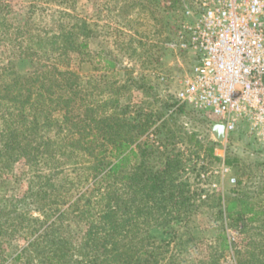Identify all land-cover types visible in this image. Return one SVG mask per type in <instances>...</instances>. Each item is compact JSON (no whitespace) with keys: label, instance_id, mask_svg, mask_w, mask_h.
<instances>
[{"label":"trees","instance_id":"1","mask_svg":"<svg viewBox=\"0 0 264 264\" xmlns=\"http://www.w3.org/2000/svg\"><path fill=\"white\" fill-rule=\"evenodd\" d=\"M49 1L28 0L18 12L0 0V37H12L18 52L0 67V264L6 262L1 247L6 235V243L17 236L30 239L16 251L15 264H157L150 261L153 252L168 244L167 251L169 243L155 245L150 232H168L176 221L190 228L200 205L209 200H215V220L221 221L214 237L218 250L209 264H218L231 251L235 264H264V242L248 238L236 248L223 224L227 219L242 230L264 223V211L255 210L249 190L254 182L230 189L223 203L220 195L201 200L185 180V164L166 155L162 169L150 165L148 146L129 134L133 126L117 97H102L107 71L116 79L121 53L132 47L134 52V44L145 46L143 34L124 33L117 51L101 39L91 54L99 66L96 74L80 75L71 69L68 55L75 52L88 61L100 27L84 19L65 23L67 12L48 6ZM42 9L59 15L57 32L49 34L37 21L30 22ZM146 85L142 76L132 86L148 91ZM171 107L190 108L175 99L164 101V108ZM246 142L264 156V143L251 136ZM208 153L213 155L212 147ZM22 160L34 169V185L20 197L13 193L18 179L13 170ZM224 161L231 168L237 159ZM78 222L83 230L74 226ZM4 228L8 233L3 235Z\"/></svg>","mask_w":264,"mask_h":264},{"label":"rangeland","instance_id":"2","mask_svg":"<svg viewBox=\"0 0 264 264\" xmlns=\"http://www.w3.org/2000/svg\"><path fill=\"white\" fill-rule=\"evenodd\" d=\"M14 10L21 12L27 8L28 0H5ZM192 0H50L48 6L54 9H63L67 16L63 21L67 24L81 19L88 21L95 27L94 37L90 43L89 60L82 62L75 52L69 53L71 69L80 75H95L94 59L91 56L99 48V41L104 39L108 48L117 51L116 44L123 42L124 33L137 30L145 46L134 44L131 49L125 48L121 53V64L116 79L112 72L107 71V85L102 87V97H117L119 104L126 110V119L132 124L130 135L138 143L148 146L147 161L155 169H162L165 157L175 156L186 166L185 180L192 191L197 190L200 199L206 201V197L216 198L218 195L224 199L229 196L230 189L237 186H250V194L253 197L255 210L264 211V156L252 152L246 138L249 135L243 130H237L220 143L211 134L210 125L213 119L204 114L199 115L188 107H182L176 111L164 108V101L174 100L176 91V79L188 71L193 64L191 53L182 52L174 45L175 31L182 19V11L185 5ZM142 3L143 6H140ZM53 9V8H51ZM50 9H42L32 18L31 23L38 22V27L49 34L58 31L57 21L59 15L51 13ZM43 13V14H42ZM29 22V23H30ZM101 32V35L98 33ZM137 33V32H135ZM97 35V36H96ZM144 36L146 38H144ZM140 39L139 35H135ZM12 37H0V67L6 63V59L17 55ZM23 59V58H22ZM28 66L25 61H17ZM144 76L147 81L148 91L136 89L133 82ZM163 78V80H162ZM94 82L89 83L93 87ZM146 85V87H147ZM172 94V95H171ZM209 121L211 123H209ZM209 147L213 148V155H209ZM222 150L223 158L237 159L226 176L219 172L221 160L214 159L216 150ZM219 157V156H218ZM13 174L18 178L13 188L14 196L25 195L34 185V169L23 160L14 166ZM202 175H205L203 178ZM234 177L235 184H230L228 179ZM9 188V180L4 181ZM215 182L220 186L211 187ZM10 189V188H9ZM263 189V190H262ZM262 190V191H261ZM10 192V191H9ZM11 193V192H10ZM215 200L202 203L193 216L194 222L190 228L183 227L179 222L170 224L168 232L162 229H154L150 232L155 245H163L153 252L150 261L157 264H209L218 246L214 237L220 220H215ZM34 216L39 213L33 211ZM226 231L229 242L236 248H243L249 239L256 242H264V223H250L245 229H239L231 225L225 219ZM78 229H84L82 223H76ZM43 229V228H42ZM41 229V230H42ZM7 229H1L3 235ZM40 230V231H41ZM8 237H3L1 247L6 258L4 264H15L12 258L16 251L23 248L30 239L17 236L10 242ZM260 249H264L261 245ZM177 255L175 259L172 255ZM218 264H235L233 252L225 253L220 257Z\"/></svg>","mask_w":264,"mask_h":264},{"label":"built area","instance_id":"3","mask_svg":"<svg viewBox=\"0 0 264 264\" xmlns=\"http://www.w3.org/2000/svg\"><path fill=\"white\" fill-rule=\"evenodd\" d=\"M174 37L194 59L176 79L175 101L223 124L225 139L243 130L264 143V0H192ZM230 170L220 164L222 176Z\"/></svg>","mask_w":264,"mask_h":264},{"label":"water","instance_id":"4","mask_svg":"<svg viewBox=\"0 0 264 264\" xmlns=\"http://www.w3.org/2000/svg\"><path fill=\"white\" fill-rule=\"evenodd\" d=\"M211 134L214 137V139L220 143L224 142L225 140V132H224V126L221 123H212L210 125Z\"/></svg>","mask_w":264,"mask_h":264},{"label":"crops","instance_id":"5","mask_svg":"<svg viewBox=\"0 0 264 264\" xmlns=\"http://www.w3.org/2000/svg\"><path fill=\"white\" fill-rule=\"evenodd\" d=\"M223 153H224V151H222V150H218V149L216 150V155L219 156L220 160L225 163L224 158L222 157ZM223 199H224V197H223Z\"/></svg>","mask_w":264,"mask_h":264}]
</instances>
